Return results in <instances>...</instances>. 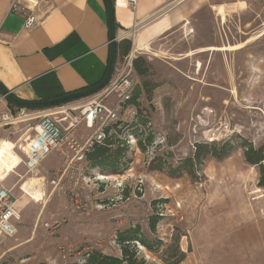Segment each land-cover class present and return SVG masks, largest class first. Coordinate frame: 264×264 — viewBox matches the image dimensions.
<instances>
[{
  "label": "rangeland",
  "instance_id": "1",
  "mask_svg": "<svg viewBox=\"0 0 264 264\" xmlns=\"http://www.w3.org/2000/svg\"><path fill=\"white\" fill-rule=\"evenodd\" d=\"M210 1L186 15V26L133 55L136 111L147 119L142 140L152 143L139 148L129 136L134 128L122 127L120 139L131 144L117 174L85 160L84 145L97 130L87 123L28 173L23 162L35 126L62 106L21 110L1 100L0 117L7 109L12 120H0V144L16 145L21 165L0 184L24 207L15 234L0 237V264H82L89 252L121 257L116 235L126 231L152 248L135 243L137 262L166 264L183 253L180 264H264V160L251 165L244 157L250 147L264 152V0H245L226 16L211 6L237 0ZM175 12L163 19L176 21ZM244 43L238 51L206 50ZM128 55L118 56L119 69ZM32 177L42 179L38 202L18 189Z\"/></svg>",
  "mask_w": 264,
  "mask_h": 264
},
{
  "label": "crops",
  "instance_id": "2",
  "mask_svg": "<svg viewBox=\"0 0 264 264\" xmlns=\"http://www.w3.org/2000/svg\"><path fill=\"white\" fill-rule=\"evenodd\" d=\"M10 1L0 0V84L6 90L23 101H45L86 89L103 78L109 59L103 0H39L33 13L38 23L31 29L24 28L21 16L8 12ZM206 2L213 3L135 0L131 7L127 0H113V20L120 38L117 55L122 41L131 42L128 54L137 53L155 38L186 26V15ZM239 2L246 5L245 0L231 4ZM221 6L211 7L221 14ZM176 10L178 21L163 19L165 13ZM120 71L116 62L114 78ZM31 116L38 119V115Z\"/></svg>",
  "mask_w": 264,
  "mask_h": 264
},
{
  "label": "built area",
  "instance_id": "3",
  "mask_svg": "<svg viewBox=\"0 0 264 264\" xmlns=\"http://www.w3.org/2000/svg\"><path fill=\"white\" fill-rule=\"evenodd\" d=\"M127 4L133 7L135 0H127ZM38 5L39 0H11L8 12L21 16L24 28L31 29L38 23L36 15L33 14ZM124 66L118 77L111 80L106 88L94 95L88 103L76 109H63L62 106L61 110L39 119L34 128V136L25 152L23 165L27 172L34 171L52 151L65 140L70 139L78 126L87 123L97 127L92 137L87 139L84 145L83 149L87 152L94 144L103 142L104 130L107 127L123 120L119 119L120 115L128 120L134 117L135 109L132 106L124 107L134 89L130 70L132 66L131 54L126 57ZM1 100L3 99L0 98V102ZM72 111L77 112L72 113ZM0 120L2 124H8L12 120L11 113L6 109L1 113ZM132 142L135 143V140ZM127 144H131V142ZM51 184H55V182L52 181ZM18 218V207L11 188H5L0 184V237L3 235L11 237L15 234L16 229L13 222Z\"/></svg>",
  "mask_w": 264,
  "mask_h": 264
},
{
  "label": "trees",
  "instance_id": "4",
  "mask_svg": "<svg viewBox=\"0 0 264 264\" xmlns=\"http://www.w3.org/2000/svg\"><path fill=\"white\" fill-rule=\"evenodd\" d=\"M124 47L121 50V47ZM119 56L125 57L130 50V42L129 41H122L119 46ZM133 67L137 73V75L141 76L145 73L143 69H141L138 59L133 62ZM140 95V89H135L132 91L130 99L125 102L124 107L132 106L135 109L134 117L128 122L118 121L116 123L111 124L104 130L105 138L102 143L94 144L86 153H85V160L91 164L92 167L101 169V170H108L112 174H117L118 171V160L121 155V152L128 149L127 141H123L120 139L119 135L122 132V127H133L134 130L129 133L137 145L141 149H145L147 145L152 143L151 137L147 140L148 137H145L142 140V132L147 125V119L141 114H139L136 110L138 107V98ZM12 106V105H9ZM148 136V135H146ZM229 141L225 142V146L228 144ZM146 144V145H145ZM206 148L207 145H204ZM114 151H112V149ZM197 148H201V146H197ZM213 156L219 157L220 154L215 153L212 151ZM198 153L195 155V158L198 160ZM244 157L247 163L251 165L260 164L264 160V152L262 149L260 150H252L250 147L244 153ZM191 162L192 159H189ZM261 186L264 187V180L261 181ZM116 243L119 245L121 250V257H115L110 255H104L99 252H89L85 254L82 264H147L144 261L140 260L137 262L136 257V248L135 243L143 246L149 251H152V248L147 244V242L142 239L140 235H137L135 231H126L124 233H118L116 235ZM183 259V253H180V257L172 262L165 260L166 264H180Z\"/></svg>",
  "mask_w": 264,
  "mask_h": 264
},
{
  "label": "water",
  "instance_id": "5",
  "mask_svg": "<svg viewBox=\"0 0 264 264\" xmlns=\"http://www.w3.org/2000/svg\"><path fill=\"white\" fill-rule=\"evenodd\" d=\"M106 14L107 25L109 31V59L103 78L95 85L86 89L68 93L53 99L45 101L27 102L16 98L11 91L6 90L0 84V98L5 100L8 104L17 107L21 110H50L52 108L60 107L77 100L86 99L97 95L111 82L114 76L115 64L117 62V43L120 38L117 35V30L113 20V0H103Z\"/></svg>",
  "mask_w": 264,
  "mask_h": 264
},
{
  "label": "bare ground",
  "instance_id": "6",
  "mask_svg": "<svg viewBox=\"0 0 264 264\" xmlns=\"http://www.w3.org/2000/svg\"><path fill=\"white\" fill-rule=\"evenodd\" d=\"M237 5L241 6V5H244V3L239 2L237 4H226V5L224 4L221 6L222 7L221 9H223V13L226 16L227 13L235 12ZM215 8L216 7H213V10H215ZM262 34H264V31ZM246 43L238 45V46H229V47L223 46L221 48L210 47V48H207L206 50L207 51H218V52L238 51V50L242 49ZM139 51L146 52L148 50L146 49V47H140ZM201 51H204V50H201ZM135 53H136V51H132L131 56L133 57V55ZM190 55H191V53H188L186 55V57H188ZM17 148L18 147L11 142L3 141L0 144V181L1 182H3L10 175V173H12L15 169H17L21 165V158L15 152ZM28 173H30V172H28ZM23 181H24V179L21 180L18 184V187H19L18 189L23 193V197H26V199L33 201V202L41 201L43 195L39 191V189L37 190V188H36V187L40 186V182L42 181L41 178H39V177L28 178L26 181H24L25 183L20 185V183H22ZM16 205H17V207L21 206V208L24 207L22 205V203H20L19 201H18V203L16 201Z\"/></svg>",
  "mask_w": 264,
  "mask_h": 264
}]
</instances>
